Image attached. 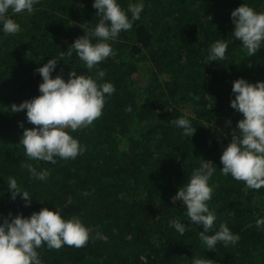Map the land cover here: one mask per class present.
Instances as JSON below:
<instances>
[{
	"label": "trees",
	"instance_id": "trees-1",
	"mask_svg": "<svg viewBox=\"0 0 264 264\" xmlns=\"http://www.w3.org/2000/svg\"><path fill=\"white\" fill-rule=\"evenodd\" d=\"M135 2L119 0L125 10ZM243 2L264 11V0H143L141 18L112 43L116 55L99 65L106 73L101 83H113L115 93L92 126L72 133L87 151L56 164L28 160L19 142L34 126L26 111L10 107L40 94L35 70L90 34L98 10L93 0H39L31 14L13 17L20 32L0 31V214L58 207L104 237L81 248L44 246L38 250L43 264H192L194 256L212 264H264V230L255 227L264 217V187L248 189L220 170L223 148L242 118L230 107L232 82L264 81V47L249 57L232 36L230 14ZM219 39L229 42L226 59L209 61L208 49ZM61 68L66 80L72 70L87 73L75 53L58 61L53 77ZM184 116L196 126L192 137L171 123ZM202 159L216 168L209 201L214 229L226 224L240 236L236 245L218 243L214 251L200 239L203 225L191 224L186 205L171 199ZM24 162L49 169L47 181L32 178ZM9 177L31 194L30 207L11 200ZM177 217L190 227L183 236L169 226Z\"/></svg>",
	"mask_w": 264,
	"mask_h": 264
},
{
	"label": "clouds",
	"instance_id": "clouds-1",
	"mask_svg": "<svg viewBox=\"0 0 264 264\" xmlns=\"http://www.w3.org/2000/svg\"><path fill=\"white\" fill-rule=\"evenodd\" d=\"M38 3L39 0H0V31L5 36L20 32L21 25L13 17L21 13L31 14ZM92 7L98 10L96 15L100 17L94 30L76 38L66 53L61 51L58 57L48 59L35 70L42 78L38 96L19 105L13 103L10 107L12 113L26 111L27 122L34 126L24 129L19 142L29 161L56 164L57 158L75 160L86 152V145L72 133L92 126L102 116L107 99L116 91L113 83H101L106 73L99 65L116 55L112 43L141 18L144 3L136 0L125 10L119 0H93ZM230 15L234 25L232 36L241 42L249 57L255 56L264 47V11H257L243 2ZM228 43L226 39L212 43L208 60H225ZM73 53L83 62L87 73L77 74L72 70L66 80L61 68L53 77L58 61L65 55L71 57ZM93 71L94 75L89 74ZM232 94L234 98L230 107L242 114V118L236 123L231 142L223 148L220 170L224 176L230 175L234 180L244 182L246 188L259 190L264 187V81L251 83L243 77L237 78L232 82ZM126 111L131 112V106ZM171 123L182 129V135L186 137H192L196 131L187 116ZM227 123L231 124V121ZM20 127L23 128L22 122ZM211 163L202 159L171 199L186 205L184 215L191 224L203 225L200 239L209 251H214L218 243L224 247L236 245L240 236L226 224L214 229L217 216L209 208V201L214 191L210 179L216 168ZM21 166L35 180L44 182L50 176L47 168H38L28 162ZM7 191L12 201L19 197L24 207H30L33 198L15 177L8 178ZM169 226L181 236L190 228L178 217L170 219ZM255 227L264 230V217L255 221ZM210 231L213 234L209 235ZM103 238L79 216H65L58 207L54 210L44 207L30 216L9 213L5 217L0 214V264H43L38 250L44 246L49 250H59L65 245L81 248L90 240ZM192 264H212V260L194 256Z\"/></svg>",
	"mask_w": 264,
	"mask_h": 264
}]
</instances>
